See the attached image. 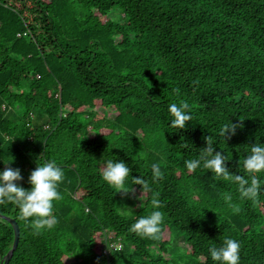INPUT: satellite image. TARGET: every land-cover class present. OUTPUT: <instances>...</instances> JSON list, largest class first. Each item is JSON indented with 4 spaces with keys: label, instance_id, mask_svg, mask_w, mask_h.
I'll use <instances>...</instances> for the list:
<instances>
[{
    "label": "trees",
    "instance_id": "obj_1",
    "mask_svg": "<svg viewBox=\"0 0 264 264\" xmlns=\"http://www.w3.org/2000/svg\"><path fill=\"white\" fill-rule=\"evenodd\" d=\"M182 101L192 120L175 130L168 108ZM230 122L242 127L224 140ZM208 135L229 172L249 178L242 162L264 146V0H0V172L19 169L25 189L37 165L64 173L54 229L34 235L17 206L0 205L19 227L8 264H170V232L184 235L189 264H219L209 248L226 238L240 243L239 264H264V173L253 204L211 170L189 172ZM108 160L131 169L125 183L149 181L150 192L131 185L142 193L131 217L102 178ZM154 210L159 239L130 231ZM13 238L0 218V261ZM111 243L121 248L105 254Z\"/></svg>",
    "mask_w": 264,
    "mask_h": 264
},
{
    "label": "clouds",
    "instance_id": "obj_2",
    "mask_svg": "<svg viewBox=\"0 0 264 264\" xmlns=\"http://www.w3.org/2000/svg\"><path fill=\"white\" fill-rule=\"evenodd\" d=\"M178 92L179 90H174ZM173 117L171 127L175 130L186 129L188 122L192 120L190 106L186 101H182L179 106L172 103L168 108ZM242 127L240 123H228L220 128L219 135L224 140L235 134L236 129ZM206 147L201 149L198 159L185 161V166L189 172H195L197 168L211 170L217 180L234 183L242 199H247L253 204L258 203L261 191V180L257 174L264 173V146L252 145L250 154L243 160V168L249 178L244 175L232 174L225 166L227 157L220 151L214 150V139L211 135L205 136ZM188 142L184 141L181 148H189ZM131 169L123 161L108 160L102 170V178L114 190L122 196L134 190L127 187L125 181L130 176ZM152 183L164 179L161 166L157 163L151 165ZM19 169L5 167L0 172V205L11 203L19 209V219L24 221L33 229L34 235H40L45 230H52L58 223L54 215V201L63 199L58 190L59 184L64 179L63 169L56 165L55 161L45 162L30 172L28 182L30 189L19 186L16 181L21 180ZM140 185L141 192L152 191L149 181L141 177H132L131 185ZM158 194L151 200L153 209L163 207L162 202L157 198ZM225 203L236 214L241 212V208L232 203L231 194L224 195ZM211 210V209H210ZM85 211H88L85 209ZM214 212V211H213ZM164 223V214L159 210H154L146 217H140L131 225L130 231L141 238L159 239ZM241 245L237 240L226 238L219 248L212 246L209 248L213 261L219 264H239Z\"/></svg>",
    "mask_w": 264,
    "mask_h": 264
},
{
    "label": "rangeland",
    "instance_id": "obj_3",
    "mask_svg": "<svg viewBox=\"0 0 264 264\" xmlns=\"http://www.w3.org/2000/svg\"><path fill=\"white\" fill-rule=\"evenodd\" d=\"M127 187H132L133 192L128 193L127 195H121L118 193V196L115 198L114 203L116 205L117 210L120 214L131 217L136 211L139 209L141 205V195L142 193L138 190L137 187L131 186L125 183ZM170 236L172 239V244L175 252H173L171 256L170 264H189V257L187 255V251L183 250V248H187L185 244L184 235L177 232H170Z\"/></svg>",
    "mask_w": 264,
    "mask_h": 264
},
{
    "label": "water",
    "instance_id": "obj_4",
    "mask_svg": "<svg viewBox=\"0 0 264 264\" xmlns=\"http://www.w3.org/2000/svg\"><path fill=\"white\" fill-rule=\"evenodd\" d=\"M0 218L5 219L6 221H8L10 223V225L13 228V232H14V238H13V243L11 248L5 253V255L3 256L2 260L0 261V264H8L13 251L16 249L17 245H18V241H19V227L18 224L16 223V221L6 215L0 214Z\"/></svg>",
    "mask_w": 264,
    "mask_h": 264
},
{
    "label": "built area",
    "instance_id": "obj_5",
    "mask_svg": "<svg viewBox=\"0 0 264 264\" xmlns=\"http://www.w3.org/2000/svg\"><path fill=\"white\" fill-rule=\"evenodd\" d=\"M121 248V244L120 243H111L109 245H106V247L103 249V252L105 254H108V252H110L111 250H117Z\"/></svg>",
    "mask_w": 264,
    "mask_h": 264
}]
</instances>
